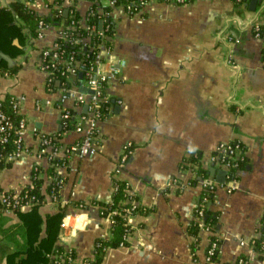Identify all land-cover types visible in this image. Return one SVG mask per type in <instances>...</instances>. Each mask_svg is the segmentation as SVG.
<instances>
[{
    "label": "crops",
    "instance_id": "crops-1",
    "mask_svg": "<svg viewBox=\"0 0 264 264\" xmlns=\"http://www.w3.org/2000/svg\"><path fill=\"white\" fill-rule=\"evenodd\" d=\"M11 1L0 0V7ZM90 4V0H76L73 5L64 1L79 14L81 27L86 26ZM27 6L40 16L49 12L43 0ZM142 11V16H128L119 7L110 11L112 58L104 56L103 67L113 59L124 60L125 65L107 86L113 104L98 125L97 154L71 155L63 166H54L62 179L58 202L46 192L50 163L37 154V135L61 130L57 87L49 92L46 73L37 67L39 51L53 42L57 26H48L33 39L23 29L24 38L13 41L19 53L11 57L0 51V60L15 67L14 73L0 71V100L15 98L18 114L28 126L23 135L27 154L0 169V190L29 185L37 166L45 197L38 212L43 217L65 205L57 243L74 251V264L93 259L97 239L109 236L111 220L102 217L92 202L109 201L112 177L127 183L142 210L129 220L127 245L108 249L100 264H206L211 235L219 241L212 264H231L239 257L246 264H264V251L249 246L261 238L264 215L263 44L250 29L254 23H264V0L239 5L232 0H193L183 5L149 0ZM58 139L67 148L78 135L67 131ZM221 142L241 146L242 166L230 189L221 186L210 194L211 210L218 212L216 232L200 229L192 247L187 226L203 192L200 180L193 183L196 169L208 170L207 179L216 182L221 168L209 163V156ZM128 143L132 152L121 164ZM190 157L195 160L189 161ZM71 201L86 206L76 208L69 205ZM17 223L16 214L0 218V242L1 230Z\"/></svg>",
    "mask_w": 264,
    "mask_h": 264
},
{
    "label": "built area",
    "instance_id": "built-area-1",
    "mask_svg": "<svg viewBox=\"0 0 264 264\" xmlns=\"http://www.w3.org/2000/svg\"><path fill=\"white\" fill-rule=\"evenodd\" d=\"M32 0H23L24 4H29ZM64 1L62 6L65 7ZM76 0H69V5H73ZM175 4L183 5L184 0H171ZM97 2V1H96ZM149 2V0H125L123 3L116 4V0H99L98 1V11L104 16H110V11L114 7H119L123 12L128 16L139 15L143 12V8ZM48 7V6H47ZM102 7H108L110 11L103 13ZM61 7H58L60 9ZM66 11V10H64ZM64 13V12H63ZM81 27L80 19H72L69 23H61L57 25L56 37L53 42L45 48H42L39 51V57L37 60V67L46 73L45 86L49 92L54 90L50 87V83L53 81V78L61 77L63 79L62 83H59L57 90L55 91L58 94V101L60 104L59 113L60 120L63 121L64 125L66 121L68 123L71 120L72 129L69 131H74L78 135L77 141L67 147L62 148L55 136H46L43 134H38V142L40 148L38 149V155L45 157L48 161L52 158H58L61 160L59 164H55V169L59 166L65 164L71 155H75L79 158L92 157L97 154L99 148V122L108 116L110 113V108L112 107L113 101H111L110 96L107 94V86L117 76L119 69L125 65L124 60H110L107 67H103V57L112 58V45L110 39L105 36L104 31L101 27L98 26V29H95L93 26ZM52 25L44 24L43 21H39L37 24L38 36L48 27ZM76 26L86 30V35L82 39L83 43L88 42L89 36L94 32L99 38L105 39L108 44H100L97 47L93 48L88 46V50H94V60L90 64H84L80 59H74L73 55L68 58L63 57L59 54V47L55 41L57 38H62L64 41L68 40V31L73 30ZM251 33L254 38L261 40L263 44V61L262 66L264 68V23H254L250 27ZM79 71L83 75V79L79 84H76L73 81V76L76 72ZM82 88L84 91L78 89ZM70 101L71 106H66L65 103ZM120 103V101H117ZM1 107V106H0ZM11 108L13 112L18 116L16 122H13L10 116L6 115L0 108V161H22L26 154L27 150L23 145V135L27 130V122L20 114H18L19 102L13 98L11 102ZM67 132V131H66ZM12 138L14 144V151L6 155L2 154V150L5 149V146L8 144L9 140ZM58 142L57 146L54 144ZM62 154L58 156L59 152ZM130 144L123 146L122 158L119 163L123 164L127 156L131 154ZM243 160V151L241 146L237 142H221L218 143L214 148L213 152L209 156V163L212 165L218 166L221 170L225 171V180L223 184H218L213 180H208L207 178L200 180V185L203 190L201 193V203L207 202L205 194H213L219 187L225 186V188L230 189V182H233V179H228V172L236 167ZM34 171L38 170L35 166ZM62 184V179L60 176L55 180V185L59 190V187ZM22 189L14 190H0V215H9L14 214L15 210L22 211L23 209L30 208L32 206L29 200H23L26 198L25 195H21ZM114 188H112V191ZM111 191V192H112ZM126 193H129L126 190ZM50 196L52 197L53 202H58L59 199L57 196L51 192ZM130 210L124 211V219L129 224L130 218L133 214L130 213L137 204L131 202ZM203 208L195 209V213H192L191 221L199 226L202 225L200 216L202 215ZM101 214V209L99 208ZM110 214V213H109ZM107 219H110V215L106 216ZM64 225V222H61L60 227ZM206 231H209L206 227L201 228ZM263 234V235H262ZM261 234V242H264V228ZM129 233L126 235L128 238ZM242 243V242H241ZM253 243V240H252ZM60 250H53L48 254L49 264H65L70 263L74 264L73 259L70 258L69 254L72 251L67 247L57 243ZM240 246L245 244H239ZM99 246L98 242H95V247ZM253 247V244H249ZM217 240L214 239L209 241V244L205 250L204 260L206 264L214 263L212 258L218 254ZM231 264H246V260L243 257L237 258V260Z\"/></svg>",
    "mask_w": 264,
    "mask_h": 264
},
{
    "label": "trees",
    "instance_id": "trees-1",
    "mask_svg": "<svg viewBox=\"0 0 264 264\" xmlns=\"http://www.w3.org/2000/svg\"><path fill=\"white\" fill-rule=\"evenodd\" d=\"M45 5L49 7V12L45 16L37 15L31 10L23 0H12L8 6L0 7V51L7 53L9 56H13L20 52V48L14 45V39L21 41L24 38L22 32L26 29V34L29 38H36L38 36L37 24L39 21H43L47 25H60L61 23H69L72 19L79 20L80 16L73 7H63V0H43ZM91 4L88 7L85 18L88 26H93L98 29L101 22V28L104 31L105 36H111L113 34V23L110 16H104L98 12V1L90 0ZM97 1V2H96ZM125 0H116V4L123 3ZM155 1H167V0H155ZM193 0H184L183 4L190 3ZM235 4L239 5L245 0H232ZM58 7H61L58 9ZM64 10L66 15L64 16ZM103 13L110 11L108 7H102ZM141 16L143 13L140 14ZM86 30L76 26L73 30L68 31V40L64 41L62 38H57L55 41L58 44L59 54L65 58L73 55L74 59H80L84 64H90L94 60V50L89 51L88 46L93 48L100 44H108L104 39L99 38L94 32L89 36V40L86 43L82 42V39L86 35ZM0 71L7 73H14L15 67L8 68L7 63L4 60H0ZM79 71L73 76V81L79 84L83 79V75ZM56 81L63 82V79L57 75L50 83L52 89H56ZM13 97L6 96L0 100L1 110L11 117L13 122H16L18 116L13 112L11 108V102ZM61 130L56 133L57 139L66 131L72 129L71 120L66 121L64 125L60 120ZM59 144L56 142L54 145ZM14 144L12 138L9 140L5 149L2 150V154L6 155L14 151ZM199 157V155H198ZM197 157V158H198ZM189 161L195 160L194 157L188 158ZM61 160L58 158H52L49 160L50 167L48 169V175L51 178V183L47 187V193L53 192L58 198V188L55 185V180L58 178V174L54 171L55 164H59ZM11 161H0V169L9 167ZM53 165V166H52ZM239 163L236 167H233L228 172V179L235 180L234 173L241 167ZM208 177V170L197 167L196 177L193 183L198 180H202ZM30 184L23 187L21 195H25L23 200H29L32 206L27 211L15 210L16 216L19 219V223L11 226L8 229L1 230L3 240L0 242V260L3 259L5 264H49L48 254L55 250H60L57 245L60 223L64 216L65 205H60L58 212L54 214H47L41 216L38 212V207L44 201V194H41L40 188L42 180L39 178V170L31 173ZM112 188L109 201L94 200L92 204L97 205L101 209V216L106 217L110 215L111 225L109 236L106 239H97L99 246L94 248L93 259L86 260V264H100L105 252L108 249L116 248L127 245L126 235L132 231L131 226L124 219V211L130 210L131 202L137 201L135 194L126 193L129 191V186L125 181L112 177ZM203 196V195H202ZM194 204L192 213L195 209L202 207V215L200 219L202 225L190 223L187 226V232L193 237L192 247L198 242V233L201 228L206 227L210 233H215L218 226V212L211 210L212 197L210 194H205L207 202L201 203V197ZM68 205V204H67ZM69 205L73 207H85L86 204L79 201H71ZM141 207H135L130 211L131 214H135L137 211H141ZM110 213V214H109ZM195 213V212H194ZM2 218V215H0ZM264 228V215L260 223V231L262 234ZM263 235V234H262ZM209 240L214 239V235L209 236ZM217 243L219 241L217 240ZM253 248L262 249L264 251V242L260 239L253 240ZM194 249V248H192ZM70 258L75 260V253L71 251ZM213 262H216L217 256H213ZM68 264V263H65ZM70 264V263H69Z\"/></svg>",
    "mask_w": 264,
    "mask_h": 264
},
{
    "label": "water",
    "instance_id": "water-1",
    "mask_svg": "<svg viewBox=\"0 0 264 264\" xmlns=\"http://www.w3.org/2000/svg\"><path fill=\"white\" fill-rule=\"evenodd\" d=\"M66 15V11H64V16ZM100 27V26H99ZM0 56H2L1 54H0ZM8 59V58H7ZM81 76V74H79V77ZM81 91H84V90H81ZM216 182L218 183V184H223L224 183V180H225V171L224 170H219V171H217V173H216Z\"/></svg>",
    "mask_w": 264,
    "mask_h": 264
}]
</instances>
